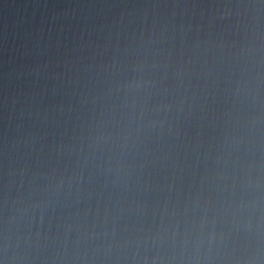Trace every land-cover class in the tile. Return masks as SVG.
I'll return each mask as SVG.
<instances>
[{"label":"water","instance_id":"95a60500","mask_svg":"<svg viewBox=\"0 0 264 264\" xmlns=\"http://www.w3.org/2000/svg\"><path fill=\"white\" fill-rule=\"evenodd\" d=\"M0 264H264V0H0Z\"/></svg>","mask_w":264,"mask_h":264}]
</instances>
